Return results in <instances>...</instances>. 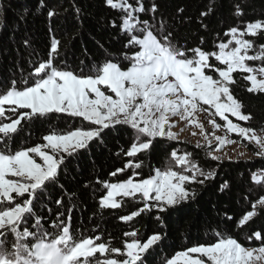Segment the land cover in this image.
I'll use <instances>...</instances> for the list:
<instances>
[{"label":"snow or ice","instance_id":"6c2138e0","mask_svg":"<svg viewBox=\"0 0 264 264\" xmlns=\"http://www.w3.org/2000/svg\"><path fill=\"white\" fill-rule=\"evenodd\" d=\"M105 4L122 14L119 25L116 20L110 21L111 27H119L126 41L118 56L105 49L103 61L93 63L90 68L81 61L79 70H70L63 61L56 63L61 55V40L53 36L48 59L0 89V264H147V256L166 234L156 232L142 240L139 230H132L124 233L130 239L123 241V248L112 246L111 240L99 242L101 236L77 240L69 227L72 209L67 221L62 219L63 213L57 214L54 232L49 233L43 227L40 217L35 219V230L27 226L28 219L35 215L37 192L57 181L67 158L88 150L93 143H104L109 130L125 126L132 130L133 143L124 152L130 158L150 150L158 138L178 141L184 131V128L179 132L173 130L178 121L200 130L204 143L197 141L195 146L203 148L213 160L231 159L216 153L225 144L236 143L229 135L233 133L254 143L258 149L255 154L264 157V128L257 131L239 123L250 121L252 116L245 114L243 102L232 90L237 83L234 73H240L246 74L243 79L250 84L249 93L264 94V45L257 47L252 39L246 38L264 32V20L248 22L243 29L230 27L224 33L230 39L218 43L216 51H207L203 38L196 47L181 43L175 24L160 12L156 0H151L150 5L145 0L135 3L105 0ZM45 7V0H40L38 11ZM235 7V14L243 15L240 5ZM75 11L79 14L80 9ZM212 11L210 5L201 12V17ZM59 14L55 7L49 8L47 18L51 21ZM24 43L31 46L27 40ZM122 62L130 66L125 68ZM59 114L81 118L87 124L64 131L50 129L42 137L43 143L11 150L14 136L25 125ZM201 115L207 116L211 134L206 132ZM216 117L223 123H218ZM217 130L224 134L217 135ZM238 155L242 157L244 153ZM142 167L143 161L129 159L123 168L110 173L115 177L131 169L128 179L118 182L97 179L106 190L99 199L101 210L120 209L130 198L142 206L120 216L123 222L133 221L146 212L166 213L170 208L196 200L198 193L190 185L203 186L217 175L216 169H203L191 152L179 149L172 150L165 167L154 169V174L146 178L138 171ZM252 179L261 182L264 172L253 174ZM227 187L225 181L221 191ZM55 204L61 207L62 198ZM257 206L264 208V197L240 219V225L258 214ZM213 235L215 242L177 252L166 264H264L261 232L253 234L262 241L258 248L245 247L220 231ZM9 236L13 239L9 240Z\"/></svg>","mask_w":264,"mask_h":264},{"label":"trees","instance_id":"16d2710c","mask_svg":"<svg viewBox=\"0 0 264 264\" xmlns=\"http://www.w3.org/2000/svg\"><path fill=\"white\" fill-rule=\"evenodd\" d=\"M156 2L160 12L170 23L175 24L181 43L187 42L188 47H196L203 38V47L207 51H216L218 43L227 41L228 37L224 33L230 27L239 26L243 29L248 22L264 20V0ZM150 3L151 0L145 2L146 5ZM45 4L46 7L38 11L40 0H0V89L8 87L13 78L19 79L22 72L27 75L38 62L47 60L53 36L61 40V55L56 63L63 61L70 70H79L81 61L89 68L93 63L103 61L106 58L105 49L117 56L122 52L125 38L120 34L119 27L113 28L110 24V21L116 20L119 25L122 14L106 6L105 0H45ZM210 5L212 13L201 17V12L207 11ZM236 5H240L243 15L235 14ZM53 7L60 14L49 21L47 11ZM75 8L80 9L79 14ZM179 9H183V12ZM249 39L256 46L264 45V32ZM25 40L30 42V47L25 45ZM122 64L125 68L130 66L127 62ZM243 75L234 73L237 83L232 86L233 94L243 102L245 114L250 113L252 116L244 125L259 131L264 128V94L249 93V84ZM86 124L81 118L64 114L52 115L47 120H35L14 136L11 150L14 152L22 147L43 143L42 137L50 129L64 131ZM133 139L130 128L117 127L114 131H107L104 143H93L88 150L67 158L57 181L37 192L35 215L27 221L29 229L35 230V219L40 217L43 227L49 233L54 232L57 214L63 213L62 219L67 221L69 209H72L69 227L77 240L101 236L99 242L111 240L112 246L123 248V241L130 239L124 233L132 230H139L142 240L156 232L166 234L147 256V264H165L177 252L215 242V231L237 239L245 247L262 246V241L253 234L261 232L264 235V208L257 206L258 214L244 225H240L239 221L264 196V188L252 179L253 174L264 172V157L255 155L249 159L216 161L203 148H197L190 142L158 138L150 150L130 158L124 152L131 146ZM173 149L191 152L193 159L205 170H217L214 180L206 181L203 186L190 185L198 193L195 201L170 208L166 213H142L130 222H123L119 217L141 207L142 204L137 201L127 198L120 209H100L99 199L106 190L101 183L96 182L98 178L108 182L128 179L132 175L131 169L115 177L110 176V173L123 168L129 159L143 161V167L138 171L146 178L154 174V169L166 166ZM225 181L228 187L221 191ZM69 195H72L71 200ZM61 198L63 204L57 207L55 201ZM157 215L161 216L160 220L156 219ZM11 239L13 237L9 236Z\"/></svg>","mask_w":264,"mask_h":264},{"label":"rangeland","instance_id":"374dc122","mask_svg":"<svg viewBox=\"0 0 264 264\" xmlns=\"http://www.w3.org/2000/svg\"><path fill=\"white\" fill-rule=\"evenodd\" d=\"M149 1L150 0H145V2H149ZM131 2L135 3V0H131ZM246 38L249 39V37H246ZM228 39H230V37H228ZM257 47H259V46H257ZM256 63L258 64L259 62H256ZM248 84H249V82H248ZM249 86H250V84H249ZM230 118L233 119L234 122H238L236 120V118H233L231 116H230ZM200 119L205 124L206 132L208 134H211L212 126L207 123V116L201 115ZM216 120L218 123H221V124L223 123V121H221L219 117H216ZM239 123H241L242 126H245L244 122H239ZM180 128H184V131L180 133L179 141H187V142H190L194 145H196L197 141H200L202 144L204 143L203 137L200 136V134H199L200 130L198 128H196L194 125H187L186 126L184 122L178 121L177 127L174 128L173 130L179 132ZM193 133H196V135H193ZM216 134L217 135H223L224 133L220 130H217ZM229 135H230V138L232 140L236 141V143L231 144V145L225 144L223 146L222 151L219 153H216V154L231 156V159H249V158H252L256 155L255 153L257 152L258 149L254 143H249L247 140H242L237 134H234V133L229 134ZM214 146H215V141H214L213 147ZM241 152L244 153V155L242 157L238 155ZM225 159H227V158H225ZM225 159H223V160H225ZM258 185H260L261 187L264 188V180L259 182Z\"/></svg>","mask_w":264,"mask_h":264}]
</instances>
